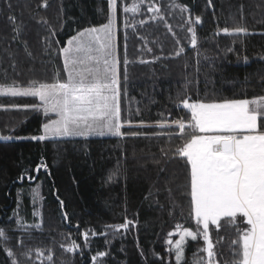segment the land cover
I'll return each instance as SVG.
<instances>
[{
	"label": "trees",
	"instance_id": "1",
	"mask_svg": "<svg viewBox=\"0 0 264 264\" xmlns=\"http://www.w3.org/2000/svg\"><path fill=\"white\" fill-rule=\"evenodd\" d=\"M116 12L123 135L33 140L42 108L13 105L38 99L0 96V264H12L5 248L19 264L208 260L202 236L186 238L179 260L167 243L179 239L177 224L196 229L190 166L171 155L182 142L171 120L190 118L186 98L264 96V0H117ZM108 16L107 0H0V87L66 80L60 49ZM237 226L248 227L242 218ZM209 233L215 264H232L236 226L210 225ZM73 242L79 247L68 252Z\"/></svg>",
	"mask_w": 264,
	"mask_h": 264
},
{
	"label": "snow or ice",
	"instance_id": "2",
	"mask_svg": "<svg viewBox=\"0 0 264 264\" xmlns=\"http://www.w3.org/2000/svg\"><path fill=\"white\" fill-rule=\"evenodd\" d=\"M108 6L107 23L79 32L60 49L66 80L56 78L53 82L32 81L27 87H17L15 83L0 87V96L38 99V105H13L42 108L49 117L43 124L44 134L32 137L33 140L42 141L48 136L87 137L106 132L123 135L119 59L113 43L117 0H108ZM123 10L126 13L137 11L138 5ZM148 11L159 13L160 9L149 6ZM195 23H200L199 16ZM189 31L192 32L191 45L195 48V31L192 28ZM223 31L228 33L229 30ZM181 103L190 112V118L173 122L182 142L171 155L186 158L190 166V203L196 229L177 224L179 239L175 242L169 239L167 243H175L179 260L186 238L196 241L202 236L206 245L203 251L208 257L206 264H215L209 226L215 225L219 231L224 224H229L236 226L238 233V238L231 242L235 246L232 264H264V96L220 103H190L186 98ZM164 154L168 156L169 152ZM238 218L248 225L246 229L237 226ZM128 223L111 227L119 230L127 228ZM172 235L174 233L170 232L169 236ZM0 237L7 239L3 229H0ZM77 247L73 242L67 251L73 252ZM5 251L12 264H19L11 250L5 248ZM98 255L103 257L106 253Z\"/></svg>",
	"mask_w": 264,
	"mask_h": 264
},
{
	"label": "rangeland",
	"instance_id": "3",
	"mask_svg": "<svg viewBox=\"0 0 264 264\" xmlns=\"http://www.w3.org/2000/svg\"><path fill=\"white\" fill-rule=\"evenodd\" d=\"M108 1V0H107ZM117 22H118V18H117V12H116V17H115V34H114V41H113V43H114V45H115V52H116V54H117V47H116V42H117V40H116V33H117V31H116V27H117ZM107 23V22H106ZM104 25V24H103ZM102 25H100V26H97V28H99V27H101ZM92 28V27H91ZM88 29V28H87ZM85 30V29H84ZM83 31V30H82ZM77 35V34H76ZM75 35V36H76ZM66 79H67V74H66ZM45 118H46V120H45V123L46 122H48V119H49V117H47V116H44ZM44 133H43V128H42V134L41 135H43ZM110 135H112V134H110V133H105L104 135H95V134H93V135H89V136H87V137H102V136H110ZM69 137H83V136H48V137H46V138H48V139H54V138H69Z\"/></svg>",
	"mask_w": 264,
	"mask_h": 264
},
{
	"label": "built area",
	"instance_id": "4",
	"mask_svg": "<svg viewBox=\"0 0 264 264\" xmlns=\"http://www.w3.org/2000/svg\"><path fill=\"white\" fill-rule=\"evenodd\" d=\"M177 119H172V124L175 125L173 122L176 121Z\"/></svg>",
	"mask_w": 264,
	"mask_h": 264
}]
</instances>
